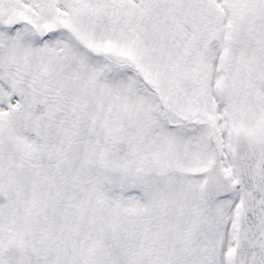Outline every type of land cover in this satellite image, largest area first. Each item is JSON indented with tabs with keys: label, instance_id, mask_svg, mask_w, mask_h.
<instances>
[{
	"label": "snow or ice",
	"instance_id": "obj_1",
	"mask_svg": "<svg viewBox=\"0 0 264 264\" xmlns=\"http://www.w3.org/2000/svg\"><path fill=\"white\" fill-rule=\"evenodd\" d=\"M0 264H264V0H0Z\"/></svg>",
	"mask_w": 264,
	"mask_h": 264
}]
</instances>
